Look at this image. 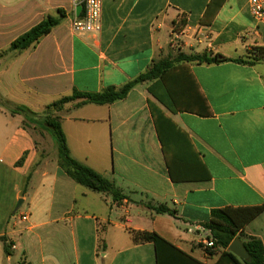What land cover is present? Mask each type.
Masks as SVG:
<instances>
[{
    "label": "crops",
    "instance_id": "1",
    "mask_svg": "<svg viewBox=\"0 0 264 264\" xmlns=\"http://www.w3.org/2000/svg\"><path fill=\"white\" fill-rule=\"evenodd\" d=\"M211 1L103 0L101 31L77 34L71 25L81 13L72 0H0V54L47 16H62L36 46L0 57L3 98L41 114L74 90L120 89L171 56L172 25L182 17L186 54L238 59L264 45L249 0H225L203 26ZM187 65L210 117L169 112L149 93L150 83L113 104L75 101L59 114L73 159L124 194L119 183L148 203L166 204L175 217L157 215L129 195L118 205L76 184L57 156L44 153L24 118L0 107V264H158L154 244H135L130 231L157 233L192 258L214 262L217 255L199 245L211 212L264 206V64ZM149 103L165 116L153 115ZM200 162L210 180H171L168 165L186 179L199 174ZM244 233L264 247V211ZM4 240L15 247L10 255Z\"/></svg>",
    "mask_w": 264,
    "mask_h": 264
},
{
    "label": "trees",
    "instance_id": "2",
    "mask_svg": "<svg viewBox=\"0 0 264 264\" xmlns=\"http://www.w3.org/2000/svg\"><path fill=\"white\" fill-rule=\"evenodd\" d=\"M224 2L225 0L211 1L201 20L203 26L211 25ZM80 16H82V13ZM61 19L62 16L61 18L47 16L40 24L12 42L10 47L0 54V57L7 54H20L36 46L42 38L48 36L59 26ZM186 26L187 18L182 17L178 21L173 22L172 28L175 31L177 27L182 29L186 28ZM228 62L248 66H255L259 63L264 64V45L252 46L245 56L238 59L226 58L221 54H186L181 52L174 60L165 58L156 61L146 73L120 89L111 87L102 93H82L74 90L71 95L64 96L47 106L41 114L32 111L26 106L17 105L5 100L1 95L0 107L7 110L11 115L22 116L24 122L27 121L29 124L40 127L49 133L57 148L59 169L64 175L76 184L96 194L111 197L115 204L120 205L125 200H128V197L114 181L105 178L71 157L66 136L62 129V119L59 114L64 111L66 105L75 101H80L76 107L113 104L126 99L136 85L150 83L151 86L148 88L149 93L169 112L173 114L189 113L199 117H210L213 115L210 106L187 64L194 63L210 66ZM176 63L183 64V66L177 68L175 66ZM149 106L153 115H155L156 110L164 115L153 104L149 103ZM168 167L173 182L183 180L208 181L211 179L206 166L202 162L199 164V174L193 178L184 179L176 177L170 165ZM145 206L157 215L176 216V211L170 209L166 204L154 205L148 203ZM263 211L264 206H255L226 207L215 209L211 212L210 222L202 225V228L208 230L214 240V248L206 249V253L214 257L218 254L216 251L221 252L213 264H264V247L261 240L247 236L244 233L245 227ZM130 234L135 244H154L158 264H204L180 251L157 233L130 231ZM236 239L241 241L249 256L246 261L239 259L228 251L229 246ZM4 246L5 253L10 255V246L5 240Z\"/></svg>",
    "mask_w": 264,
    "mask_h": 264
},
{
    "label": "built area",
    "instance_id": "3",
    "mask_svg": "<svg viewBox=\"0 0 264 264\" xmlns=\"http://www.w3.org/2000/svg\"><path fill=\"white\" fill-rule=\"evenodd\" d=\"M75 8L82 7V16L76 17L71 25L72 31L77 34H92L99 33L101 31V18L103 9V0H72ZM250 13L252 18L259 27L264 28V0H249ZM174 38L179 39L180 35L174 33ZM15 219V216H13ZM28 217L24 215L23 221H26ZM203 232V237L200 240L202 247L206 249L214 248V240L208 230L204 228L200 229ZM10 250H14L15 247L10 245Z\"/></svg>",
    "mask_w": 264,
    "mask_h": 264
},
{
    "label": "rangeland",
    "instance_id": "4",
    "mask_svg": "<svg viewBox=\"0 0 264 264\" xmlns=\"http://www.w3.org/2000/svg\"><path fill=\"white\" fill-rule=\"evenodd\" d=\"M185 29L186 28L179 29L177 27V29L175 31L173 30L172 39H171V48H170L172 51L171 56L167 57L168 56L167 55L166 57H163L161 59L169 58L171 60H174L175 58H177L179 53L183 52L182 49L185 46V42H183L182 36H184L186 34L184 32ZM174 33H178L180 35L179 39L174 38V35H173ZM263 41H264V36H263ZM256 45H263V44L259 41V44H256ZM177 65H178V63L175 64V66H177ZM3 94H5V91L0 86V95L2 97H3ZM5 100H7V99H5ZM23 124H25L24 125L25 127L29 128L33 131L35 138H36V141L38 142L40 147L43 149L44 153L46 155H48L50 158L55 159L56 158L55 156H57V148H56V145H55L53 139L49 135V133L47 131L41 129L40 127H35L33 124H29L27 121H25ZM119 186L123 187L125 190V194L129 195L130 198L132 199V201H134L136 203L144 204V203H148L150 201V198H147L146 196H144L143 194H141L140 192H138L136 190H133L129 187H126V186L122 185L121 183H119ZM199 245L202 247L201 244H199ZM202 249H204V248L202 247ZM216 252L218 253L216 259L214 260V262H211L209 264L215 263L216 260L218 259L221 252L220 251H216Z\"/></svg>",
    "mask_w": 264,
    "mask_h": 264
},
{
    "label": "water",
    "instance_id": "5",
    "mask_svg": "<svg viewBox=\"0 0 264 264\" xmlns=\"http://www.w3.org/2000/svg\"><path fill=\"white\" fill-rule=\"evenodd\" d=\"M81 12H82V7H78V14H80ZM22 204L23 201H20L18 203L17 209H19ZM228 251L243 261H246L249 258L243 244L238 239L233 241V243L229 246Z\"/></svg>",
    "mask_w": 264,
    "mask_h": 264
}]
</instances>
